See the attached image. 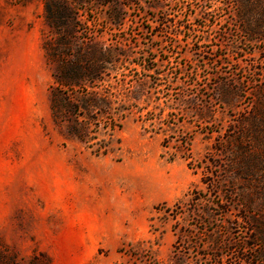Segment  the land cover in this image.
Listing matches in <instances>:
<instances>
[{"label":"rangeland","instance_id":"374dc122","mask_svg":"<svg viewBox=\"0 0 264 264\" xmlns=\"http://www.w3.org/2000/svg\"><path fill=\"white\" fill-rule=\"evenodd\" d=\"M45 1L0 0V264H264V0H66L69 52L112 58L67 95L109 103L88 144Z\"/></svg>","mask_w":264,"mask_h":264},{"label":"trees","instance_id":"16d2710c","mask_svg":"<svg viewBox=\"0 0 264 264\" xmlns=\"http://www.w3.org/2000/svg\"><path fill=\"white\" fill-rule=\"evenodd\" d=\"M43 17L49 31L56 34L58 37L57 46L53 48L52 55L54 57V65L51 71L52 88L49 91V107L53 120L61 110L69 111L70 114L80 110L82 115L76 116L83 119L80 120V129L74 128L75 137L83 144L90 143L87 135L88 121L90 113L94 112L97 121L109 115L107 112L110 109L109 103L104 98L96 97L95 93L91 97L84 96L76 102H72L68 94L72 92H83V90L97 88V83L103 82V75L108 70V66L112 63V58L108 57V50L97 49L95 59H87L80 54H71L68 47L72 46V33L75 24V12L69 7L66 0H48L43 3ZM87 94V93H86ZM76 103V104H75ZM107 110V111H106ZM76 122V119H75ZM77 123V122H76ZM117 128H120L118 125ZM119 145V140H117ZM106 146H100L95 153L106 155L109 151ZM184 160H189L188 157H181ZM173 158H170L172 160ZM190 163V162H189ZM207 183V181H205ZM208 188V186H206ZM199 194L195 190H191L190 201L199 202ZM181 201H176L173 207L180 205ZM220 214H226L222 206L215 205ZM167 211V210H166ZM173 212V210H171ZM193 214L198 216V212L194 210ZM173 216V215H172ZM174 217V216H173Z\"/></svg>","mask_w":264,"mask_h":264}]
</instances>
